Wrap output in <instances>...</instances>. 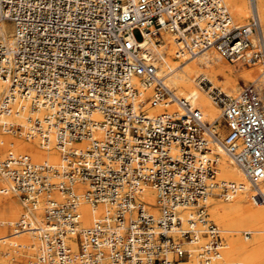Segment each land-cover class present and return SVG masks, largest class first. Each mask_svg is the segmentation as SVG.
I'll use <instances>...</instances> for the list:
<instances>
[{"label":"built area","instance_id":"built-area-1","mask_svg":"<svg viewBox=\"0 0 264 264\" xmlns=\"http://www.w3.org/2000/svg\"><path fill=\"white\" fill-rule=\"evenodd\" d=\"M249 1L240 24L225 0H0V22L14 25L12 39L0 32V193L25 207L8 226L36 238L30 264H243L224 258L225 232L208 202L246 189L218 179L222 150L264 205V92L252 82L231 94L197 78L220 107L221 137L219 123L168 86L158 56L170 32L177 58L213 48L264 66V30ZM172 104L179 110L165 109ZM3 136L38 141L59 160L1 151Z\"/></svg>","mask_w":264,"mask_h":264},{"label":"bare ground","instance_id":"bare-ground-1","mask_svg":"<svg viewBox=\"0 0 264 264\" xmlns=\"http://www.w3.org/2000/svg\"><path fill=\"white\" fill-rule=\"evenodd\" d=\"M228 7H232L231 16L233 13L237 19H244L250 11L247 0H225ZM257 11L261 24L264 26V0H256ZM11 21L2 19L0 22V32L9 39H12L13 30L9 28ZM161 49L158 56V67L161 73L166 77V83L174 91L180 99L190 101L195 107L199 108L203 113L204 120L210 123H219L222 119L219 105L210 100L208 93L199 85L197 78L205 77L214 85H218L221 77L222 89L227 93L238 92L239 80H250L254 76L262 77L260 79L264 85V66L249 70L244 68V63L240 62L235 67H230L224 61V55L216 49H209L193 57L177 58L175 55L174 35L170 32H163L161 35ZM224 57V58H223ZM226 59V58H225ZM257 65V64H256ZM254 66V65H252ZM261 86V84H259ZM189 92L188 94H186ZM181 95H179V94ZM165 109L179 110L177 104L166 106ZM164 110V107H157L152 110V113H159ZM222 124H217L216 129L219 130L220 136H224ZM4 146L1 151L10 149L14 153H30L34 160H48L52 163H57L59 155L56 151L45 150L41 147L38 141H28L17 136H3ZM219 153V171L218 179L222 178L225 181L244 184L246 189L239 192L234 198L221 201L220 198L213 196L208 202L209 211L212 218L224 229V246L223 255L228 261H238L243 264H264V207L260 204H255L251 201V188L248 178L233 162L231 157L224 151ZM1 184V178H0ZM260 186L264 188V179L260 182ZM87 188L86 184H78L77 189L84 191ZM147 206L154 213H158L157 209V192L148 189L144 196ZM23 203H20L12 193H0V231H6L8 223L23 212ZM103 210L102 205L94 207L96 213ZM83 213L84 224L90 225L92 221L91 206L83 202L81 206ZM21 214V215H22ZM35 218L39 219V213L35 214ZM250 231L251 236H241V232ZM25 234H29L25 235ZM225 234L228 236L227 241ZM12 234L2 235L1 241H8L11 245H21L20 248H12L13 251L25 254L24 257L31 259L36 250L37 241L31 233H23L18 236ZM252 237V239H251ZM249 239V241H248ZM251 239V240H250ZM34 241V243H33ZM33 243V244H32ZM30 249V254L26 252ZM15 254V253H14ZM19 256L17 255L16 259ZM31 263V260H29ZM15 264V263H14Z\"/></svg>","mask_w":264,"mask_h":264},{"label":"rangeland","instance_id":"rangeland-1","mask_svg":"<svg viewBox=\"0 0 264 264\" xmlns=\"http://www.w3.org/2000/svg\"><path fill=\"white\" fill-rule=\"evenodd\" d=\"M247 2H248V5H249V0H247ZM250 7V6H249ZM230 11L232 12V7H230ZM249 14L246 16V18H244L243 20L242 19H237V17H235V15H234V13H233V20L236 22V23H240V24H246L247 22H249V19H250V16H251V8H250V11L248 12ZM9 23V28L11 29V30H13V25L10 23V22H8ZM263 26V25H262ZM263 30H264V26H263ZM133 34H134V37L138 40V41H140L141 40V38H142V36H141V33H140V31L138 30V29H136V30H134L133 31ZM224 58V57H223ZM224 61L226 62V64L228 65V66H230V67H235V66H237V65H239V63L240 62H235V63H232V62H230V61H228L227 59H225L224 58ZM244 68H248L249 70H256V68H259V67H261V65H254V66H248V65H245L244 64V66H243ZM261 68H263V67H261ZM260 79H262V77H257V76H254L253 78H251L250 80H239L238 81V91H239V89H240V87L242 86V85H244V84H249V83H252V82H257L258 84H261V88H262V91L264 92V85L262 84V81L260 80ZM223 80V78L221 77V80L219 81V83H218V85H214V86H218V87H221L222 88V85H221V81ZM198 82V81H197ZM204 90H205V92H207L208 93V96L210 97V93H209V88L211 87V85L210 84H207V85H204V84H199ZM175 92H176V90H175ZM189 92H187L186 94H188ZM179 94V93H178ZM231 94H235V92H231ZM179 95H181V94H179ZM210 100H212V102H213V99L210 97ZM209 121V120H208ZM219 124H222L221 125V127L220 128H222L223 129V131H224V135H225V133H226V127L224 126V122H223V118L222 119H220V121H219ZM219 179H221V180H223L222 178H219ZM13 196L16 198V199H18V201L20 202V203H22L21 202V200H20V198L17 196V195H15V194H13ZM221 201H224V200H222V199H220ZM261 205V204H260ZM22 206H23V212L25 211V207H24V205L22 204ZM262 207H264V205H261ZM210 212V211H209ZM21 214H22V212L13 220V221H16V220H18L19 218H20V216H21ZM210 215H211V213H210ZM211 218H212V215H211ZM213 219V218H212ZM214 220V219H213ZM215 221V220H214ZM216 222V221H215ZM216 224H218L217 222H216ZM219 225V224H218ZM221 228H222V226L221 225H219ZM224 230V229H223ZM225 231V230H224ZM4 234H12V230H11V228L8 226L7 227V229H6V231H0V237L2 236V235H4ZM25 235H28V236H30L29 234H25ZM252 235V234H251ZM250 235V236H251ZM241 236L243 237L244 236V233H243V231L241 232ZM253 236V235H252ZM31 237V236H30ZM225 237H226V241H227V235L225 234ZM251 239H252V237H251ZM250 239V240H251ZM248 241H249V239H248ZM8 242H10V240H8V241H2V242H0V264H30L29 263V260H31V259H29V256L28 257H24L25 256V254L23 253V252H20V253H17V252H15V251H13L12 250V248L10 247V245L8 244ZM33 243H34V241H33ZM32 243V244H33ZM26 252L28 253V255L30 254V249H27L26 250ZM15 253V254H14ZM35 253V252H34ZM17 255L19 256L17 259H16V257H17ZM225 259H226V257H225ZM227 260V259H226ZM228 261V260H227ZM230 262H235V261H230ZM238 262V261H237Z\"/></svg>","mask_w":264,"mask_h":264}]
</instances>
